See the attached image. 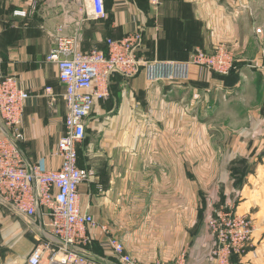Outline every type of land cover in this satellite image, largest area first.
Listing matches in <instances>:
<instances>
[{
    "label": "crops",
    "instance_id": "1",
    "mask_svg": "<svg viewBox=\"0 0 264 264\" xmlns=\"http://www.w3.org/2000/svg\"><path fill=\"white\" fill-rule=\"evenodd\" d=\"M88 4L0 0V76H13L28 93L19 145L45 169L59 166L64 132L63 85L45 60L58 28L75 35L83 52L106 51L107 39L141 31L138 55L153 60L132 76L112 73L108 97L85 120L79 163L92 174L79 186V206L96 225L76 251L91 264H122L107 244L111 235L137 264L179 256L214 264L206 219L233 203L254 231L232 264H264V43L254 32L256 0H160L156 11L150 0H104L105 17L97 20ZM220 44L235 56L234 74L192 66L186 80L176 65L164 77L166 62ZM4 128L0 117V135ZM42 212L28 217L0 202V264H25L45 242L57 249ZM41 264L62 263L45 251Z\"/></svg>",
    "mask_w": 264,
    "mask_h": 264
},
{
    "label": "built area",
    "instance_id": "2",
    "mask_svg": "<svg viewBox=\"0 0 264 264\" xmlns=\"http://www.w3.org/2000/svg\"><path fill=\"white\" fill-rule=\"evenodd\" d=\"M150 3L156 11L160 0H150ZM87 7L92 19L105 17L104 0H89ZM15 13L24 14L19 10ZM56 33L55 43L45 60L57 67L64 89V132L55 152L60 164L57 168L45 169L38 163L28 162L19 145L24 139L22 113L28 93L18 86L13 76H0V117L5 125L0 135V202L28 217L43 210L49 232L59 243L57 249L49 242L38 244L25 264H41L45 251L49 252L51 262L91 264L76 251L78 245L89 242L87 228L96 225L93 217L79 206V186L92 174L89 168L78 165V149L85 139V120L94 102L108 97L112 73L132 76L153 60L138 55L141 31L107 39L106 51L88 52L79 49L75 35H63L60 28ZM176 65L185 68L186 80L192 66L220 74H229L235 68L232 53L223 44L212 52L196 49L183 62H166L164 77L174 74ZM206 224L213 237L214 264H232V256L244 253L254 231L250 216L239 213L233 203L213 209ZM106 240L122 264H137L125 253L121 241L111 235ZM170 264H185L184 257L179 256Z\"/></svg>",
    "mask_w": 264,
    "mask_h": 264
},
{
    "label": "rangeland",
    "instance_id": "3",
    "mask_svg": "<svg viewBox=\"0 0 264 264\" xmlns=\"http://www.w3.org/2000/svg\"><path fill=\"white\" fill-rule=\"evenodd\" d=\"M250 8H251V14L254 16V13H255V15H256V19H255V21H253V24L256 25L257 27L254 28V32L256 34H258L259 36H261V40L264 43V0H256V4H251ZM251 25H252V22H251ZM258 29H261L260 33L257 32ZM225 48L232 53V58H233L234 64H236L235 56H234L233 52L227 46H225ZM196 49L203 50V48H201V47H194L193 51ZM203 51H205V50H203ZM263 65H264V62L260 65V68L264 71V69L262 67ZM235 69H236V66L230 72L231 75L234 74ZM209 71H211V70H209ZM211 72H213V71H211ZM85 137H86V135H85Z\"/></svg>",
    "mask_w": 264,
    "mask_h": 264
},
{
    "label": "trees",
    "instance_id": "4",
    "mask_svg": "<svg viewBox=\"0 0 264 264\" xmlns=\"http://www.w3.org/2000/svg\"><path fill=\"white\" fill-rule=\"evenodd\" d=\"M193 52V49L190 51V53H189V56H188V59H189V57H190V55H191V53ZM215 73V72H214ZM216 74H219L220 76H229V75H231V74H220V73H217L216 72ZM79 157H80V149H78V165L79 166H82L80 163H79ZM235 263H237V262H235Z\"/></svg>",
    "mask_w": 264,
    "mask_h": 264
}]
</instances>
